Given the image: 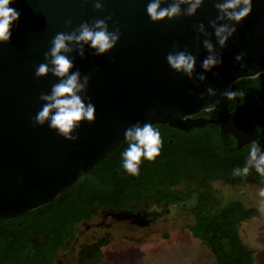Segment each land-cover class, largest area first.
I'll use <instances>...</instances> for the list:
<instances>
[{
    "label": "water",
    "instance_id": "water-1",
    "mask_svg": "<svg viewBox=\"0 0 264 264\" xmlns=\"http://www.w3.org/2000/svg\"><path fill=\"white\" fill-rule=\"evenodd\" d=\"M170 2V0H169ZM105 11H97L89 0H13L10 7L20 13L11 31V41L0 43V223L17 220L55 202L65 191L90 174L119 144L126 140L125 130L137 123L168 125L187 131L215 124L221 133L237 140L236 148L256 141L259 133L244 119L241 107L218 119L194 117L206 105L217 107L222 93L238 81L256 73L264 74V0H253V10L237 33L221 49L209 20L218 15L214 0H205L194 17L153 23L147 14L149 0H103ZM162 7H167L163 4ZM184 7V6H182ZM109 30H121L116 47L96 56L85 46V58L69 54L74 69L82 76L91 74L86 92L96 107V121H84L77 141H69L47 125H34L41 110V93H50L59 78L51 73L37 78L36 67L46 63L44 53L58 32H71L82 22L91 23L113 14ZM71 20L72 28L66 26ZM203 23L212 33V43L222 53L223 64L211 72L201 67L208 52L193 26ZM187 48L196 56V72L205 82L193 83L175 72L166 60L173 45ZM246 52L241 67L235 56ZM214 73H218L216 76ZM218 93L207 96V88ZM191 91V95L189 94ZM204 94L207 99L200 100ZM85 95V94H81ZM188 116L182 120L180 115Z\"/></svg>",
    "mask_w": 264,
    "mask_h": 264
},
{
    "label": "clouds",
    "instance_id": "clouds-1",
    "mask_svg": "<svg viewBox=\"0 0 264 264\" xmlns=\"http://www.w3.org/2000/svg\"><path fill=\"white\" fill-rule=\"evenodd\" d=\"M89 2V0H85ZM97 11H105L103 0H91ZM13 0H0V43L7 44L11 41L12 27L19 21L20 13L10 7ZM167 7H162L163 4ZM205 0H149L146 11L153 23L165 20H174L181 16L194 17L198 10L202 8ZM184 6V7H182ZM214 7L218 15L216 19L209 20V25L214 30L217 44L221 49L227 47V43L238 31L237 25L250 16L253 10V0H214ZM114 13L105 16L103 19H94L89 22H82L71 32H58L51 40L49 51L44 53L46 63H41L36 67L35 76L37 78L47 77L50 73L59 78V82L51 87L50 93H41L39 100L43 102L41 110L33 118L34 125H47L51 130L69 141L79 139L77 132L84 121L89 124L96 121V107L91 102V98L86 99V92L90 84L91 74L83 75L77 69L73 71L74 60L69 58V54L76 53L81 58H85V46H89L96 56H104L110 53L121 39V30L117 26L113 31L109 30L108 21L113 20ZM68 28H72L71 20L66 22ZM197 33L196 39L200 42V37H207L202 41L204 48L208 52L207 57L202 61L201 67L205 72H211L213 68L223 64L222 53L212 43V33L207 31L203 23L193 26ZM177 44L173 45V51L169 52L166 60L170 67L177 73L186 75L195 83L205 82L208 77L203 73L196 72L197 58L185 48L183 51L176 50ZM246 52H241L235 56V60L240 66L243 64ZM218 76V73H214ZM262 73H256L248 79H257ZM85 94V95H81ZM191 95V91H189ZM218 93L212 87L207 88V96L215 97ZM223 97L233 100L238 96H244L242 91L225 90ZM200 100L207 97L202 93ZM216 109L214 105H206L205 112H212ZM180 119L188 120L189 117L180 115ZM128 147L123 151V169L132 176L140 175L142 160L146 159L155 162L160 155L162 140L161 134L152 123L137 122L129 126L124 132ZM255 170L264 176V151L256 141L250 144V153L243 168L233 169L234 177L245 176L250 173V169ZM264 195V191L261 192ZM264 212V209H261Z\"/></svg>",
    "mask_w": 264,
    "mask_h": 264
},
{
    "label": "flooded vegetation",
    "instance_id": "flooded-vegetation-1",
    "mask_svg": "<svg viewBox=\"0 0 264 264\" xmlns=\"http://www.w3.org/2000/svg\"><path fill=\"white\" fill-rule=\"evenodd\" d=\"M231 90L242 91L244 96H238L233 100L223 98L214 111L203 112L194 119L218 120L241 107L245 113L244 119L248 120V123L259 133L256 142L261 151H264V75L257 79L238 81ZM153 126L161 134L160 156L164 155L168 157V160L171 159V154L176 151L173 150L175 146L173 142L176 141L177 145L181 147L179 150L181 165L170 166L168 162L165 163L164 167L162 166L165 173L160 177L155 172L158 170L156 169V163L159 162L157 159L155 162L142 160L140 175L138 177L129 175L122 166V153L128 144L126 140L122 141L117 147L121 148V154L116 155L114 161H111L113 158L110 161L114 164L121 163L120 169L125 180L122 185L131 187L129 194L132 199L125 203V207L100 208L90 220H83L76 225H71L67 235L64 236V243L55 249L51 264H64L75 253L79 257L83 248L90 247L78 248L75 244L79 239L77 236L78 227L90 225L93 219L100 218L103 223L110 220L109 225L113 222L126 223L137 230H149L159 223L176 220L174 215L177 213L182 218L193 222L195 220L193 210L201 209V205H206L203 204L205 200L222 199L226 202L235 197L245 206L249 187H264V176H261L255 168L250 169L247 177L232 175L234 168L245 166L251 143H246L238 149L236 148L237 140L232 135L221 133L220 128L211 123H207L203 127H193L187 131L168 125L154 124ZM220 157L221 160H219ZM176 169H178L177 173H175ZM93 176L95 177V174ZM220 185L230 188L231 195L227 199L220 193ZM157 192L162 196L171 192L172 196L156 201L154 194ZM144 195L153 198H144ZM114 201L122 202L123 199L120 196H115ZM91 209L88 208V213L91 212ZM25 216L0 223V241H3L10 231H12L10 234L16 233L17 237L23 238V242L28 241L31 244L28 255H26L27 260L32 259L31 261L34 262L31 264H42L39 263L42 260L40 249L42 235L34 236L32 234V230L27 228L30 219ZM10 241H12L11 238ZM71 241H74V244H71ZM78 263L80 264L79 258Z\"/></svg>",
    "mask_w": 264,
    "mask_h": 264
},
{
    "label": "trees",
    "instance_id": "trees-1",
    "mask_svg": "<svg viewBox=\"0 0 264 264\" xmlns=\"http://www.w3.org/2000/svg\"><path fill=\"white\" fill-rule=\"evenodd\" d=\"M173 144H175L173 150L176 151L171 154V159L168 160V157L164 155L156 157L159 162L156 163L158 170L155 172L160 177L165 173L162 168L165 163L168 162L170 166L180 164L179 150L181 147L176 141ZM120 149L119 147L113 150L90 174L86 175L76 186L62 193L55 202L25 216L30 219L27 228L32 230V234L42 235L40 248L42 260L39 263H52L55 249L64 243V236L67 235L71 225L90 220L100 208L125 207V203L132 199L129 194L131 187L122 185L125 180L120 169L121 163L111 162L114 161L116 155L121 154ZM177 172L178 169L175 173ZM94 174L95 177H92ZM169 193L162 196L157 192L154 198L158 201L163 197L172 196L171 192ZM115 196H120L123 201L115 202ZM144 198L152 199L153 197L144 195ZM203 204L206 205H201V209L193 210L195 220L189 229L193 237L201 241L209 250L215 264H254V252L241 242L238 235L239 225L249 220L254 210L246 208L237 198L226 202L222 199L217 201L209 199ZM88 208H92L90 213H88ZM10 233L3 241H0V264L33 263L32 259L27 260L26 258L31 244L26 240L23 242V238L17 237L16 233ZM98 248L99 244L83 248L78 257L80 264L95 263L99 259L96 257V253L100 252Z\"/></svg>",
    "mask_w": 264,
    "mask_h": 264
},
{
    "label": "rangeland",
    "instance_id": "rangeland-1",
    "mask_svg": "<svg viewBox=\"0 0 264 264\" xmlns=\"http://www.w3.org/2000/svg\"><path fill=\"white\" fill-rule=\"evenodd\" d=\"M219 190L226 199L231 195L228 187L220 185ZM262 191L264 187H249L245 207L254 213L238 227L241 242L254 252V264H264ZM174 217L176 220L159 223L149 230H137L120 222L109 225L110 220L103 223L96 218L90 225L78 227L75 245L80 248L99 244V259L92 264H215L209 250L191 234L189 226L193 222L178 213ZM68 260L64 264H79L76 253Z\"/></svg>",
    "mask_w": 264,
    "mask_h": 264
}]
</instances>
